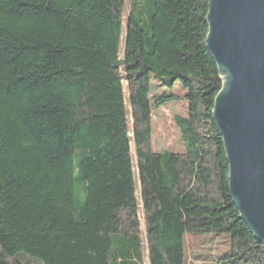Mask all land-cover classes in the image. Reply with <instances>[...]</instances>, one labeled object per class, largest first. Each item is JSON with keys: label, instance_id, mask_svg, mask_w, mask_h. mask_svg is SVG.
<instances>
[{"label": "trees", "instance_id": "trees-1", "mask_svg": "<svg viewBox=\"0 0 264 264\" xmlns=\"http://www.w3.org/2000/svg\"><path fill=\"white\" fill-rule=\"evenodd\" d=\"M208 0H0V264H264L229 189ZM126 21V26L124 25ZM184 95L155 96L151 81ZM184 151H157L154 110ZM227 235L188 260L186 235Z\"/></svg>", "mask_w": 264, "mask_h": 264}, {"label": "water", "instance_id": "water-1", "mask_svg": "<svg viewBox=\"0 0 264 264\" xmlns=\"http://www.w3.org/2000/svg\"><path fill=\"white\" fill-rule=\"evenodd\" d=\"M207 48L224 85L213 117L229 164V189L264 245V0H208Z\"/></svg>", "mask_w": 264, "mask_h": 264}, {"label": "rangeland", "instance_id": "rangeland-1", "mask_svg": "<svg viewBox=\"0 0 264 264\" xmlns=\"http://www.w3.org/2000/svg\"><path fill=\"white\" fill-rule=\"evenodd\" d=\"M126 26V21L124 23ZM151 91L155 96L165 93H173L182 97L184 90L180 82L174 85L173 90L161 85L155 79L151 81ZM188 109L187 101L180 99L168 103L165 107L154 110L152 125V143L157 151H169L180 153L184 151L179 132L174 124L175 117H186ZM186 256L189 260L202 259V262L218 260L230 250L229 237L227 235H186Z\"/></svg>", "mask_w": 264, "mask_h": 264}]
</instances>
